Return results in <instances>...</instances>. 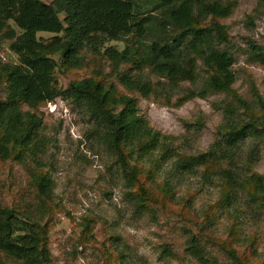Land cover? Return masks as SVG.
Instances as JSON below:
<instances>
[{"label":"rangeland","instance_id":"obj_1","mask_svg":"<svg viewBox=\"0 0 264 264\" xmlns=\"http://www.w3.org/2000/svg\"><path fill=\"white\" fill-rule=\"evenodd\" d=\"M135 1L146 9V0ZM228 1L233 3L228 16L207 20L225 25L234 52L232 87L254 103L252 86L264 99V63L249 56L246 42L250 39L264 46V0ZM148 14L153 19L157 16L155 11ZM156 35L155 31L145 34L141 44ZM52 36L37 33L42 41ZM9 43L7 39L1 41V59L18 63V55L10 50ZM124 44L108 41L105 46L122 50ZM84 56L83 66L65 68L52 55L58 62L54 71L57 87L63 89L70 81L88 76L117 82L112 62L102 53L84 51ZM121 66L119 70L129 64ZM196 71L195 83L182 80L171 86L148 65L142 67L152 89L147 96L132 94L150 126L168 136V145L166 149L157 146L148 155L133 153L135 159L130 163L138 166L136 185L125 181L118 156L109 151L83 110L60 96L38 107L41 125L33 141L36 145L27 149L21 160H0V205L47 225L52 264H202L188 250L191 233L213 264H234L225 252L229 246L248 264H264V207L237 185L227 183L222 172L226 163L208 162L191 169L176 166L179 157L207 152L218 137L219 126L226 122L221 108L228 98L224 93L210 91L203 97L182 100L188 90L203 85L206 72L201 66ZM118 88L128 92L122 85ZM5 95L3 83L0 99ZM254 144L248 141L241 146L243 160L232 170L240 177L250 172L264 175V144ZM251 149L255 152L254 162L245 166L247 150ZM40 171L53 184L48 198L37 194L32 179V174ZM138 184L148 193L143 205ZM166 184L173 195L166 193ZM244 239L254 240L253 251ZM0 264L20 262L0 252Z\"/></svg>","mask_w":264,"mask_h":264},{"label":"trees","instance_id":"obj_2","mask_svg":"<svg viewBox=\"0 0 264 264\" xmlns=\"http://www.w3.org/2000/svg\"><path fill=\"white\" fill-rule=\"evenodd\" d=\"M145 4L146 9L135 0H0V46L3 39L10 40L9 48L19 58L18 63H9L0 56V84H5L6 94L0 99V160H21L27 149H33L41 125L38 107L60 96L89 115L109 151L118 156L125 181L136 185L138 166L130 163L135 159L133 153L148 155L157 146L166 149L168 145V136L150 126L132 94L147 96L152 89L142 67L148 65L151 72L175 86L182 80L195 83L201 66L206 72L203 85L188 90L182 100L222 92L228 97L221 105L226 122L219 126L218 137L207 152L179 157L176 166L191 169L208 162H225L222 172L227 183L237 185L264 207V175L250 172L240 177L232 171L243 160L241 146L245 142L264 144V99L255 86L254 103L235 93L234 52L226 27L207 20L228 16L233 3L146 0ZM152 11L157 12L155 19L152 14L145 15ZM41 31L53 36L42 41L37 37ZM152 31L156 38L141 44ZM108 41H123L124 48L105 46ZM246 43L249 56L264 63V46L250 39ZM84 51L102 53L109 59L117 82L88 76L70 81L63 89L57 87L54 71L58 62L52 55L59 58L62 67L79 68L85 63ZM125 63L129 66L119 70ZM253 150H247L245 166L254 162ZM32 179L37 194L48 198L53 188L50 177L40 171L34 172ZM166 186V193L173 195L169 184ZM138 188L143 205L148 193L142 184ZM243 242L253 251L254 240ZM188 250L202 264H213L192 233ZM0 252L20 264H52L47 225L0 205ZM225 252L234 264H248L235 248L229 246Z\"/></svg>","mask_w":264,"mask_h":264}]
</instances>
